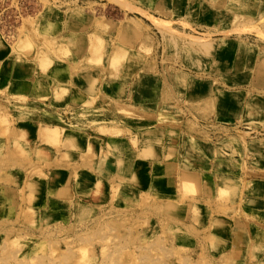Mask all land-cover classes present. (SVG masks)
<instances>
[{"label": "rangeland", "instance_id": "rangeland-1", "mask_svg": "<svg viewBox=\"0 0 264 264\" xmlns=\"http://www.w3.org/2000/svg\"><path fill=\"white\" fill-rule=\"evenodd\" d=\"M230 55L242 56L244 73L245 56L264 58V0H0V68L17 60L49 82L38 100L0 86V182L22 196L6 195L16 217L0 197V264H264L255 203L230 218L226 182L215 205L200 202L196 184L156 148L133 167L111 143L136 136L137 147L145 127L118 106L117 89L130 75L153 79L164 95L157 139L183 130L214 155L212 141L235 137L218 144L232 153L224 163L237 157L250 170L243 192L264 195V116L255 109L224 127L214 116V95L222 106H264V75H214ZM67 74L79 77L60 86Z\"/></svg>", "mask_w": 264, "mask_h": 264}, {"label": "crops", "instance_id": "crops-1", "mask_svg": "<svg viewBox=\"0 0 264 264\" xmlns=\"http://www.w3.org/2000/svg\"><path fill=\"white\" fill-rule=\"evenodd\" d=\"M254 51V49H252ZM258 51H254V53ZM7 53L5 51L3 57H6ZM2 57V58H3ZM214 64L216 63L217 56L214 55ZM1 58V59H2ZM223 59V58H221ZM228 68L224 67L214 72V75H264V58H249L247 56L244 57L245 64H250L252 67L248 68L245 72L242 71L241 66H237V64H242L241 59L242 56H235L234 58H228ZM232 59L234 61H232ZM3 61V68H0V86L6 90L8 95H15L20 97H25V99H41L45 96V85L49 82L45 81V78L39 72L27 73L25 71H21L18 68L17 60L12 62L11 59L5 58L2 59ZM10 63V66L8 64ZM13 63V64H11ZM257 64H260L256 66ZM237 66V67H236ZM229 71L226 74V71ZM241 70V72H239ZM232 71H234L232 73ZM4 72V73H3ZM88 73V72H87ZM208 74H211L209 72ZM85 76V75H83ZM128 82H124L122 86L120 85L116 91V97L118 101V106L127 112H133L136 116H139V119H134L135 122H140L145 125L141 130V134L139 135L138 146L135 147L132 145V140L134 142L136 136L129 138V137H121L118 136L115 141L111 143H116L117 151L116 157L118 159H127L132 161L133 167H136L138 161L141 160V155L148 151L151 147L156 148L157 157L161 159V161L165 162L169 160L168 163H172L177 165L178 170L183 173V175H187L192 182H194L198 188V195L196 199L202 202H212L214 205L217 203L219 190L223 187L222 183L226 182L231 190V203L229 205V217L233 218V215H237L238 213H243L247 211V204L248 202L255 203V207H253L254 211L258 213L257 215L261 216L263 220L262 223L264 224V195L260 197H252L248 194L247 189L243 192V185L246 183V186L249 184L248 180H245L243 177L248 174L250 170L242 165V163L237 162L239 161L237 157L228 160L229 166L225 165L224 159L226 158L224 154L231 156L224 148L218 146L225 142L228 138L234 139L235 137L229 136L228 138L224 139L223 142L221 138L218 139V142H211L216 147L217 153L211 155L210 153L206 152L205 150V143L206 140L202 137H196L194 135L186 134L183 130L179 132V135L172 139L162 138V140L157 139V135L155 131L152 129L155 127L156 123V113L157 109L161 106V102L164 100V95L156 90L154 86L156 83L153 79H148L144 77L141 79L140 75H130ZM79 76L74 75H59L56 79H59V85H66L69 81L73 83L76 78ZM126 75L122 76V79L125 80ZM121 79V76L117 78L118 80ZM147 79V80H146ZM25 84H24V83ZM57 83L55 85H57ZM118 85V84H117ZM144 85L143 88H141ZM136 88L134 94L132 92L133 89ZM104 95V93H103ZM108 96V94L106 95ZM114 95H109L108 97H113ZM226 96V95H225ZM232 98V95H228ZM201 97V96H200ZM208 98H198L197 104L202 103V101L207 100ZM211 100L214 103V111L216 121L219 122L222 126H234L238 125L239 121L248 117L249 115H254L256 110H258V115L260 113L264 116V106H260L261 102L258 101L249 103H238V101L229 102L228 105H223V102L227 100L222 99L221 95H214L211 97ZM256 109V110H255ZM248 119V118H247ZM139 120V121H138ZM37 122H32L34 124ZM258 124V123H257ZM176 126H172L169 133H175ZM227 127V126H226ZM229 129V128H228ZM229 130H235L234 128H230ZM264 131V130H263ZM177 132V131H176ZM144 133H150L148 136H144ZM264 140V139H263ZM186 144L187 147L184 150V153H179L180 149H183L182 145ZM188 145H193L195 150H192L191 153L192 157L190 159V163H185L186 160V150L188 149ZM178 150L177 154L176 151ZM196 156V157H195ZM226 167H221L222 164ZM149 168H152L155 164L153 161L149 160L148 162ZM243 166V167H242ZM224 177V178H222ZM224 187H226V184ZM10 195V193L14 194L16 202H19L21 199V192L16 186H8L7 184H3L0 182V197L4 198V200L8 204V212L12 217H16L18 212L20 211L19 207L14 205L13 207V200L7 199L6 195ZM234 203V205H233ZM20 204V202H19ZM18 204V205H19ZM240 231L239 229L235 232ZM237 236V235H236ZM238 238V236H237Z\"/></svg>", "mask_w": 264, "mask_h": 264}, {"label": "bare ground", "instance_id": "bare-ground-1", "mask_svg": "<svg viewBox=\"0 0 264 264\" xmlns=\"http://www.w3.org/2000/svg\"><path fill=\"white\" fill-rule=\"evenodd\" d=\"M143 77V76H142ZM24 83V82H23ZM25 84V83H24ZM49 135H50V133H49ZM51 136V135H50ZM189 178V177H188Z\"/></svg>", "mask_w": 264, "mask_h": 264}]
</instances>
